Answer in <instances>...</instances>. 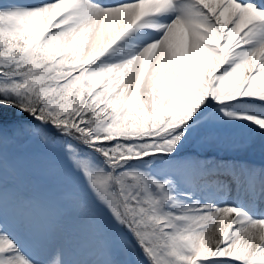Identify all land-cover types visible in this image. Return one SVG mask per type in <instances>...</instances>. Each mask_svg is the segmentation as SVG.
<instances>
[{
  "label": "snow or ice",
  "instance_id": "1",
  "mask_svg": "<svg viewBox=\"0 0 264 264\" xmlns=\"http://www.w3.org/2000/svg\"><path fill=\"white\" fill-rule=\"evenodd\" d=\"M213 129L264 153V0H0V264H264Z\"/></svg>",
  "mask_w": 264,
  "mask_h": 264
},
{
  "label": "rangeland",
  "instance_id": "2",
  "mask_svg": "<svg viewBox=\"0 0 264 264\" xmlns=\"http://www.w3.org/2000/svg\"><path fill=\"white\" fill-rule=\"evenodd\" d=\"M216 135H204V143H206L210 148L205 154H197V153H190L192 156H199L202 159H209V160H222L221 157L217 156V153L221 151L219 148V145L217 144V140L215 139ZM225 141L227 144H232L233 142L235 143H242L244 140V134L241 132L237 136H233V134H227L224 135ZM39 148V145H31L30 150H34ZM232 151V150H231ZM225 156V155H223ZM227 159L225 160H232L233 158H238V159H246L247 158H256V161L249 160V162L255 163L257 165L264 164V153L260 151L259 145L257 144L255 147L250 148L245 151H232V155L225 156ZM263 160V161H262ZM6 181L8 184H11L13 182V177L12 176H7Z\"/></svg>",
  "mask_w": 264,
  "mask_h": 264
},
{
  "label": "trees",
  "instance_id": "3",
  "mask_svg": "<svg viewBox=\"0 0 264 264\" xmlns=\"http://www.w3.org/2000/svg\"><path fill=\"white\" fill-rule=\"evenodd\" d=\"M241 133L240 130H226V129H213V130H206L196 136H194L189 144L186 146V152L194 151L195 153H203L205 149H207L209 146L204 143V135H216L215 139L218 142V145L225 148L226 150H230L228 148L227 142L225 141L224 135L227 134H233V136H237ZM33 151H36L40 153L41 155H46L47 150L41 149L40 147L37 149H34Z\"/></svg>",
  "mask_w": 264,
  "mask_h": 264
}]
</instances>
